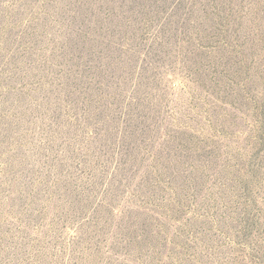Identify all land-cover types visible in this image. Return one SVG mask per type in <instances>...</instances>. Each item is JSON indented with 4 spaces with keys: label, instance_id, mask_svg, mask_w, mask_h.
<instances>
[{
    "label": "rangeland",
    "instance_id": "374dc122",
    "mask_svg": "<svg viewBox=\"0 0 264 264\" xmlns=\"http://www.w3.org/2000/svg\"><path fill=\"white\" fill-rule=\"evenodd\" d=\"M0 264H264V0H0Z\"/></svg>",
    "mask_w": 264,
    "mask_h": 264
}]
</instances>
